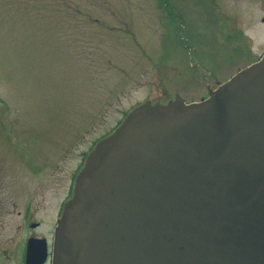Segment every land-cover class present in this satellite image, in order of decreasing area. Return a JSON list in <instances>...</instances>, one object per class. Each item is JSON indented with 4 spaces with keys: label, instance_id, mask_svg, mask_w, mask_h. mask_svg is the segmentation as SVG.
Wrapping results in <instances>:
<instances>
[{
    "label": "rangeland",
    "instance_id": "rangeland-1",
    "mask_svg": "<svg viewBox=\"0 0 264 264\" xmlns=\"http://www.w3.org/2000/svg\"><path fill=\"white\" fill-rule=\"evenodd\" d=\"M263 4L0 0L3 200L61 202L69 174L134 107L178 94L200 101L254 64L264 54ZM7 227L1 239L13 234Z\"/></svg>",
    "mask_w": 264,
    "mask_h": 264
},
{
    "label": "water",
    "instance_id": "water-1",
    "mask_svg": "<svg viewBox=\"0 0 264 264\" xmlns=\"http://www.w3.org/2000/svg\"><path fill=\"white\" fill-rule=\"evenodd\" d=\"M85 159L53 264H264V55L200 101L134 107Z\"/></svg>",
    "mask_w": 264,
    "mask_h": 264
},
{
    "label": "flooded vegetation",
    "instance_id": "flooded-vegetation-1",
    "mask_svg": "<svg viewBox=\"0 0 264 264\" xmlns=\"http://www.w3.org/2000/svg\"><path fill=\"white\" fill-rule=\"evenodd\" d=\"M262 21L264 22V18ZM218 84L219 82L216 83L214 89L208 88V95L218 88ZM122 121L113 130L120 126ZM113 130L105 133L107 135L99 139L98 142L110 135ZM91 151L85 154V158ZM79 170H77L76 176L81 171ZM75 178L73 179V174H69L67 195L59 203L56 201V197L51 196L53 199L43 200L39 204L34 203L33 198H28L21 199L23 205H16L11 204V201L3 200L4 196L0 192V231H6L8 224H11L14 229L12 235H8L4 239L0 238V264H53V246L57 223L62 217L66 201L73 195ZM10 216L13 217L12 221L6 222Z\"/></svg>",
    "mask_w": 264,
    "mask_h": 264
},
{
    "label": "bare ground",
    "instance_id": "bare-ground-1",
    "mask_svg": "<svg viewBox=\"0 0 264 264\" xmlns=\"http://www.w3.org/2000/svg\"><path fill=\"white\" fill-rule=\"evenodd\" d=\"M264 8V7H263ZM243 21L244 22H246L247 24H250L251 22V19L250 18H248V16H247V18H243Z\"/></svg>",
    "mask_w": 264,
    "mask_h": 264
}]
</instances>
